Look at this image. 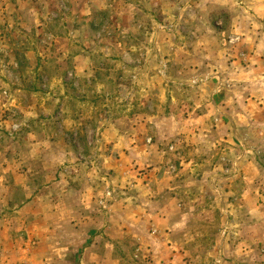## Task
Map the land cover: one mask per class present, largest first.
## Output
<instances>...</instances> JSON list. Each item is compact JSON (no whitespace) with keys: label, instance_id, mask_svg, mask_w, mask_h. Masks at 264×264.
<instances>
[{"label":"rangeland","instance_id":"obj_1","mask_svg":"<svg viewBox=\"0 0 264 264\" xmlns=\"http://www.w3.org/2000/svg\"><path fill=\"white\" fill-rule=\"evenodd\" d=\"M0 264H264V0H0Z\"/></svg>","mask_w":264,"mask_h":264}]
</instances>
